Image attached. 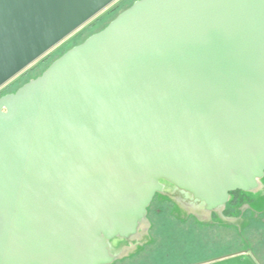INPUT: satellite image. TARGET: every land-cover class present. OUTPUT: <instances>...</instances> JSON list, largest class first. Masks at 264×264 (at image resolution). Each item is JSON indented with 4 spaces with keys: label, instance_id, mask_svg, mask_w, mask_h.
<instances>
[{
    "label": "water",
    "instance_id": "1",
    "mask_svg": "<svg viewBox=\"0 0 264 264\" xmlns=\"http://www.w3.org/2000/svg\"><path fill=\"white\" fill-rule=\"evenodd\" d=\"M119 0H0V89ZM264 178V0H138L0 98V264H113L157 195Z\"/></svg>",
    "mask_w": 264,
    "mask_h": 264
},
{
    "label": "rangeland",
    "instance_id": "2",
    "mask_svg": "<svg viewBox=\"0 0 264 264\" xmlns=\"http://www.w3.org/2000/svg\"><path fill=\"white\" fill-rule=\"evenodd\" d=\"M68 40L62 44L66 45L69 43ZM56 58H53L51 62ZM156 208L162 210L160 214H154L153 211ZM171 208L159 204V200L155 199L151 206V214H149V218L154 224L152 230L154 243L150 247H146L150 237L146 236L144 241H137L134 244V250L130 255L140 252L141 257H145L147 250L153 251L157 262V259L162 258L165 250L173 255L179 251L185 250L189 253L193 250L199 257L210 255L220 257L226 254L241 253V255L255 257L260 264H264V226L254 224L252 228L242 234L236 228L228 229L223 225L201 224L194 217L189 219L190 215H187V221H179L171 215ZM206 213L208 212L206 211ZM209 216L211 217V215ZM209 221H211L210 218ZM214 221L216 222V220ZM166 242L170 246H166Z\"/></svg>",
    "mask_w": 264,
    "mask_h": 264
},
{
    "label": "flooded vegetation",
    "instance_id": "3",
    "mask_svg": "<svg viewBox=\"0 0 264 264\" xmlns=\"http://www.w3.org/2000/svg\"><path fill=\"white\" fill-rule=\"evenodd\" d=\"M122 1L123 0H119L118 2L113 4L106 11L100 14L96 19L100 18L105 13L109 12L110 10L114 9ZM96 19L92 20L85 27H83L80 31L72 35L70 38H68L69 40L67 42L73 39L75 35H77L79 32L87 28ZM67 44L59 45L57 48L54 49V51L50 52L44 58H42L37 63H35L31 68H29L24 73L19 75L8 85L0 89V96L11 94L10 92L11 88L19 81V79L21 80L24 79L21 77L25 75L26 72L31 70L33 67L39 65L42 61L46 60L49 56H51L55 52L62 50L64 47L67 46ZM159 204L163 206L166 205V207L170 206V208L172 207L171 215L174 216L179 221H187L186 220L188 219L187 215H190L189 219L191 217H194V219L201 224H206V225L208 224L212 226L213 225H223V227L226 226L228 229L236 228L239 232L243 234V232H245L249 228H252V225L254 224L264 226V178L261 180V184L256 190H253L250 192L236 191V192L231 193L229 201L219 211L212 210L206 213L205 209L202 207L193 206L192 203H189L186 201L182 203L174 202V201L169 200L167 197H162V199H159ZM151 206L148 210L149 229H148V235H147L150 237L147 240L146 247H150L154 243V237L152 235L154 224L151 221V218H149V214H151V211H150ZM161 211L162 210L160 208H156L153 212L154 214H160ZM208 215H211V217L210 216L208 217ZM209 218L211 219V221H209ZM214 220H216V222ZM134 244L135 243H133L132 245L129 244V247L133 248ZM167 245L170 246V244L166 242V246ZM130 253L124 257H121L120 259L115 261L113 264H201L204 262L214 261L220 257L229 256L226 254L220 257H215L214 255L212 256L210 255L208 257L206 256L199 257V255L198 254L196 255L193 250L190 251L189 253L183 250L173 255V254H169L168 251L165 250L164 253L162 254V258L157 259L158 261L156 262L153 251L147 250L145 252V257H141L140 252H137L134 255H130Z\"/></svg>",
    "mask_w": 264,
    "mask_h": 264
},
{
    "label": "trees",
    "instance_id": "4",
    "mask_svg": "<svg viewBox=\"0 0 264 264\" xmlns=\"http://www.w3.org/2000/svg\"><path fill=\"white\" fill-rule=\"evenodd\" d=\"M136 1L138 0H123L120 4H118L114 9L110 10L109 12L105 13L100 18L96 19L93 23H91L87 28L79 32L73 39L69 41L66 47H64L62 50L55 52L51 56H49L46 60L42 61L39 65L33 67L31 70L26 72L25 75H23L21 78H24L23 80L19 79V81L11 88V94L16 92L19 88L27 84L33 79H36L40 77L48 68L49 66L58 58H60L63 54H65L68 50L71 48L78 46L85 42L90 36L102 31L105 29L116 17L130 8ZM57 57L54 61L51 62L53 58ZM9 93V92H8ZM3 97V95L0 96V98ZM160 197V198H158ZM162 195H157L155 199H162ZM154 199V200H155Z\"/></svg>",
    "mask_w": 264,
    "mask_h": 264
},
{
    "label": "crops",
    "instance_id": "5",
    "mask_svg": "<svg viewBox=\"0 0 264 264\" xmlns=\"http://www.w3.org/2000/svg\"><path fill=\"white\" fill-rule=\"evenodd\" d=\"M201 264H260L258 260L250 255H241V253H232L226 257H220L211 262Z\"/></svg>",
    "mask_w": 264,
    "mask_h": 264
}]
</instances>
